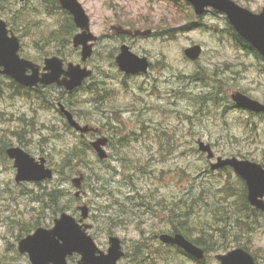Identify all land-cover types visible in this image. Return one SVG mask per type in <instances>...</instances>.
<instances>
[{
    "label": "rangeland",
    "instance_id": "1",
    "mask_svg": "<svg viewBox=\"0 0 264 264\" xmlns=\"http://www.w3.org/2000/svg\"><path fill=\"white\" fill-rule=\"evenodd\" d=\"M79 1L99 37L86 62L81 60V48L73 45L78 29L62 45L68 14L60 0H0V17L20 38L22 57L43 64L45 57L57 55L94 72L71 93L57 85L21 89L8 76L0 80V264H31L18 244L39 227L32 225L41 219V226L51 228L63 212L80 220L83 204L90 209L84 220L92 224L88 232L104 251L109 236L117 235L126 254L139 243L147 244L154 252L168 251L167 264H220L216 254L245 246L257 264H264V211H258L246 230L232 220L222 231L214 215L220 216L231 204L237 206L238 197L226 195L224 189L230 183L238 189L239 177L233 170L213 171L198 146L202 139L212 145L216 156H237L264 165V115L238 108L231 98L241 91L264 103L263 55L249 42L242 46L232 38L233 26L224 13L209 8L198 16L187 0ZM234 1L255 13L264 8V0ZM112 25L153 29L154 34L120 36ZM124 43L150 59L148 74L131 76L120 70L116 57ZM196 44L203 52L193 61L185 49ZM92 84L102 93L93 94ZM39 95L53 101L40 103ZM59 102L67 107L73 104L77 120L97 133L83 137L70 129ZM101 136L111 139L107 159L91 151L73 169L63 168L67 152ZM11 146L22 147L36 158L46 157L55 174L41 184L68 191L65 209L55 218L37 201L42 190L38 183H17L14 160L6 152ZM82 173L86 178L81 196L76 197L72 179ZM183 220L195 237L204 235L201 229L214 234L211 242L216 249L207 250L203 261L158 238ZM22 225L29 232L22 231ZM225 240L228 248L222 250ZM80 258L74 254L68 262L78 264ZM119 264L135 263L125 255Z\"/></svg>",
    "mask_w": 264,
    "mask_h": 264
},
{
    "label": "water",
    "instance_id": "2",
    "mask_svg": "<svg viewBox=\"0 0 264 264\" xmlns=\"http://www.w3.org/2000/svg\"><path fill=\"white\" fill-rule=\"evenodd\" d=\"M187 1L193 6L198 16L203 15L209 8L224 13L241 38L249 42L264 57V8L260 13H255L234 0ZM60 2L62 7L72 14L79 29L73 37V45L75 48L81 47L82 61L86 62L92 57L94 44L99 39L91 30L90 16L79 0H60ZM111 30L118 35L129 37L150 36L153 33L152 29H132L122 25H112ZM20 49V38L8 28L7 22L0 18V77L2 75L10 76L16 82L27 87L56 84L72 92L81 87L84 81L93 75V70L82 66L81 63L69 62L65 67L64 59L56 55L46 58L43 71H41L39 64L20 55ZM202 52L203 48L198 44L185 49V55L193 61L198 60ZM116 62L120 70L127 75L147 73L150 66L147 56L138 55L126 43L120 47ZM231 98L239 108L254 113H264V103L244 92L235 91ZM59 108L69 125L82 135L95 131L89 124L80 123L64 103L59 102ZM108 143V137H99L91 142L102 160L109 157L105 148ZM198 145L200 151L206 153L208 159L211 160L212 170L232 167L247 184L249 203L264 211V165L237 156H216L212 145L202 139L198 141ZM7 154L14 160L18 183L43 182L54 177V170L47 165L46 157L37 159L19 146L9 147ZM84 179V174H80L72 180L78 189L77 197L81 195ZM79 210L81 211L79 221L74 215L63 212L55 218L53 227L41 226L33 233L23 237L18 244L19 252L27 253L31 264H70L68 257L74 254L81 256L78 264H119L126 254L121 238L117 235L109 236V248L107 251L102 250L88 232V229L92 228V224L82 222L89 218V206L87 204L80 205ZM159 239L163 243L180 247L198 261H202L206 257L205 249L188 239L183 233H162L159 235ZM215 257L220 264H257L254 255L241 247L227 253L216 254ZM7 264L22 263L10 262Z\"/></svg>",
    "mask_w": 264,
    "mask_h": 264
},
{
    "label": "trees",
    "instance_id": "3",
    "mask_svg": "<svg viewBox=\"0 0 264 264\" xmlns=\"http://www.w3.org/2000/svg\"><path fill=\"white\" fill-rule=\"evenodd\" d=\"M56 2H58V0H55ZM62 10V9H61ZM64 13L66 14V12L64 11ZM68 14V13H67ZM66 14V15H67ZM64 26V29L62 28L61 34L63 37V44L64 45L66 42H70L72 35L77 31V27L75 26L72 17L68 14V18L66 16V21L64 22V24L62 25ZM64 31V32H63ZM231 36L232 38L235 39V41L240 44V45H246L248 44L247 41H245L244 39H242L237 32L234 31L233 28H231ZM50 42V41H49ZM250 49L254 52H257L253 47H250ZM257 56L259 57V53L257 54ZM95 84L90 85V90L92 91V93H102L101 91H98V87H94ZM21 89H25V87L19 86ZM27 89V88H26ZM38 98L40 99L39 102L43 103V104H47V101H53V99H49L47 100L44 96L39 95ZM215 99V98H214ZM213 99V100H214ZM96 101V100H95ZM98 101H102V99H99ZM49 106V103H48ZM73 104L68 105V107L70 108V110L73 112ZM75 115V112H73ZM264 115V113H262ZM76 116V115H75ZM69 127V126H68ZM71 129V127H69ZM110 129L112 130V132L116 133L117 132V128H115V126L111 123L110 124ZM94 151L93 147L91 146L90 143L88 142H82L81 145H77L74 148L71 149L70 152H67L63 158V168L65 169H73L77 164H79L80 161H84L89 152ZM63 169V170H64ZM222 171H232V169L230 167H225L223 169H220ZM219 170V171H220ZM59 173V171H57ZM239 177V176H238ZM86 178V177H85ZM238 183L239 184V188L236 189V187L232 186V184H228V186L226 185L224 192L226 193V195L228 196H237L238 197V201L235 202V204L237 205L236 207L233 206V204L230 205V207H224V209L221 210V214L220 216H218V213L215 212L214 215V223L216 224V222H219L221 224V226H223L221 229L222 231L225 230V228L231 223L232 220L236 221L241 228H243L242 226H244V230L248 229L249 225L251 223H253L254 217L257 218L258 216V211H260L259 209L253 207L249 201H248V190H247V186L246 183L244 182V180L239 177L238 179ZM38 185L41 187V193L37 195V201L40 202L43 211L49 210L51 209L53 212V218H55L57 216V214H59L60 212H63L65 209V206H63V200L65 199V197L68 196V191L64 188H62L60 185H56V186H52V187H48L38 183ZM239 190V191H238ZM180 202H182L180 200ZM177 209V208H176ZM175 209H173L171 211V213H175ZM244 214V217L241 216V214ZM185 214V213H184ZM187 214V213H186ZM252 215V216H251ZM176 218H178V214H176ZM174 218H172L171 220H173ZM114 221L121 222L119 221L118 218H114ZM184 222V220L182 222H180V226L175 225L174 226V230L172 231V233L175 232H181L183 233L188 239H190L191 241H193L194 243H196L197 245L201 246V247H205L206 251L209 249H213L215 247L214 242H211L212 239L214 238V234H205L207 231H205L204 229H201L202 234L204 233V235L202 236H197L195 237L193 234V231L190 229V227H186L184 226L182 223ZM42 223L41 219H38L36 221L35 224H33L32 226L34 227H40ZM22 231L25 232H29L28 230L26 231L25 229V225H22ZM210 226V224H209ZM213 228V226H210ZM212 244V246H208ZM170 246V245H168ZM177 249L181 250L183 252L182 249H180L177 246H174ZM209 247V248H208ZM220 248L222 250H227L228 246H226V240L225 242L222 243V245L220 246ZM216 249V248H214ZM245 249H248L245 246ZM154 252L147 244H142L139 243L134 247V251L133 252H129L128 254H126V256L128 257V259H130L131 262H134L135 264H156L157 261H163L166 263V258L165 255L168 254V251H164L162 248L157 249V251ZM167 264V263H166Z\"/></svg>",
    "mask_w": 264,
    "mask_h": 264
},
{
    "label": "flooded vegetation",
    "instance_id": "4",
    "mask_svg": "<svg viewBox=\"0 0 264 264\" xmlns=\"http://www.w3.org/2000/svg\"><path fill=\"white\" fill-rule=\"evenodd\" d=\"M63 11H65L66 13H68V14L71 16V14H70V12H69L68 10L63 9ZM71 17H72V16H71ZM53 56H55V55H53ZM49 57H50V56H49ZM46 58H48V57H45V59H44V61H43V64L36 62L37 64H39V65L41 66V71H43V67H44V65H45V60H46ZM148 59H149V58H148ZM64 60H65V59H64ZM149 61H150V59H149ZM34 62H35V61H34ZM151 65H152V63H151V61H150V66H149L148 73H149V71H150ZM64 66H65V67L67 66L66 61H65ZM148 73H146V74H148ZM98 133L100 134V132H98ZM110 143H111V139H110V142H109V144L107 145V147L110 146Z\"/></svg>",
    "mask_w": 264,
    "mask_h": 264
}]
</instances>
